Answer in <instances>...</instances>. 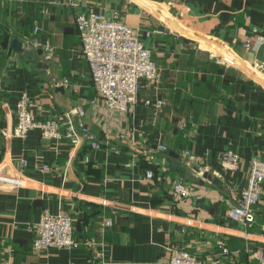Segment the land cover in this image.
I'll return each instance as SVG.
<instances>
[{
  "label": "crops",
  "instance_id": "1",
  "mask_svg": "<svg viewBox=\"0 0 264 264\" xmlns=\"http://www.w3.org/2000/svg\"><path fill=\"white\" fill-rule=\"evenodd\" d=\"M69 1L0 0V166L25 177L23 186H0V262L13 248L16 264H169L183 246L204 264H261L252 253H264V197L251 226L228 210L251 159L264 157V66H256L264 42L244 47L264 36V0ZM91 10H121L159 65L158 86L144 81L142 102L129 110L109 108L93 85L76 25V13ZM14 38L34 55L17 51ZM36 38L51 41V54L37 51ZM22 91L38 118L83 105L92 131L116 149L74 148L39 129L6 138L1 128L15 124ZM157 96L166 99L158 112L143 104ZM223 150L240 154L238 168L222 161ZM177 179L190 184L188 197L175 194ZM60 208L72 215L80 247L35 249L44 210Z\"/></svg>",
  "mask_w": 264,
  "mask_h": 264
},
{
  "label": "built area",
  "instance_id": "2",
  "mask_svg": "<svg viewBox=\"0 0 264 264\" xmlns=\"http://www.w3.org/2000/svg\"><path fill=\"white\" fill-rule=\"evenodd\" d=\"M81 0H70L72 6H77ZM76 25L82 41V53L86 58L91 79L98 94L103 98L109 108L129 110L139 102L140 92L144 81L152 82L158 86L161 79L159 65L152 55V49L148 47L140 36L137 28L131 26L125 19L121 10H113L108 14L101 10L79 11L76 13ZM37 30L38 28L35 27ZM256 41V43H255ZM255 41L248 39L244 42L246 49H256V44L264 42V36L256 34ZM34 47H40L47 54H51L53 46L47 38L42 41L36 38ZM256 66L263 64L256 62ZM143 104L154 108L158 112L165 104L162 96L145 98ZM16 122L12 128H1L6 138H25L33 129H39L44 137L62 141L68 140L74 148H78L84 142H89L92 148L100 149L108 142L111 148L116 149L110 141H102L95 134L85 120L86 109L83 105H76L62 111L54 112L47 117L38 118L32 111V98L27 91H22L16 101ZM119 137H129L136 142L134 134L125 131L120 132ZM159 148L167 150L165 144H159ZM119 151V150H116ZM189 161L196 160L195 154L185 150ZM224 163L236 169L239 166L240 154L234 150L220 152ZM86 158H88L86 156ZM28 164L22 160V167ZM48 169V165H44ZM23 172V170H21ZM6 172L0 166V186L20 187L24 183V175ZM152 171L148 170L146 176L150 178ZM173 190L179 197H188L192 193L190 184L177 179L173 182ZM264 197V157L251 159L247 185L233 199L228 210L230 219L248 227L256 220V205ZM107 225L113 223L112 218H107ZM37 235L33 241V247L37 250L49 248H79L81 243L74 235V223L72 215L64 210L51 211L45 209L40 220L36 224ZM94 245V241H88ZM13 251L0 264H16L13 260ZM229 249L223 247V252ZM259 261H264L263 251L253 252ZM169 264H204L202 258L183 246L172 248Z\"/></svg>",
  "mask_w": 264,
  "mask_h": 264
},
{
  "label": "water",
  "instance_id": "3",
  "mask_svg": "<svg viewBox=\"0 0 264 264\" xmlns=\"http://www.w3.org/2000/svg\"><path fill=\"white\" fill-rule=\"evenodd\" d=\"M9 39H10V34L7 33L6 36H5V38H4V43H3L4 46H7L8 42H9ZM185 40H188V38L186 37ZM12 45H13V47H14L17 51H19V52H21V53H23V54H25V55H27V56H33L34 53H35V49L25 47V46L23 45L22 41L19 40L18 38H14V40L12 41ZM37 51H38L39 53H42V52H43L42 48H41V49H38ZM170 154L178 155V154L175 152V150H170ZM205 175H206V176H210L208 173H206Z\"/></svg>",
  "mask_w": 264,
  "mask_h": 264
},
{
  "label": "trees",
  "instance_id": "4",
  "mask_svg": "<svg viewBox=\"0 0 264 264\" xmlns=\"http://www.w3.org/2000/svg\"><path fill=\"white\" fill-rule=\"evenodd\" d=\"M255 222H256V220H255ZM255 222H253L251 225H253ZM73 223H74V221H73ZM251 225H250V226H251Z\"/></svg>",
  "mask_w": 264,
  "mask_h": 264
},
{
  "label": "rangeland",
  "instance_id": "5",
  "mask_svg": "<svg viewBox=\"0 0 264 264\" xmlns=\"http://www.w3.org/2000/svg\"><path fill=\"white\" fill-rule=\"evenodd\" d=\"M138 29V28H137ZM138 31H139V29H138ZM140 32V31H139Z\"/></svg>",
  "mask_w": 264,
  "mask_h": 264
}]
</instances>
